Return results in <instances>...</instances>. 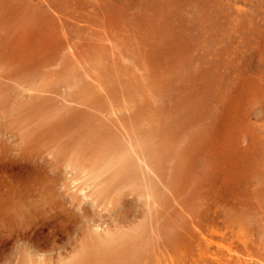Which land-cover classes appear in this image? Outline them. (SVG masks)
Wrapping results in <instances>:
<instances>
[{
	"label": "rangeland",
	"instance_id": "obj_1",
	"mask_svg": "<svg viewBox=\"0 0 264 264\" xmlns=\"http://www.w3.org/2000/svg\"><path fill=\"white\" fill-rule=\"evenodd\" d=\"M2 1L0 84L19 81L12 39L55 27L67 48L60 105L117 66L132 98L111 118L148 107L146 131L169 127L174 151L152 166L149 185L142 175L124 180L117 174L130 162L102 158L111 137L78 127L52 142L34 113L0 106L5 161L35 159L43 189L22 224L0 217V264H264V0ZM136 227L146 231L125 235L118 253L94 254L95 232Z\"/></svg>",
	"mask_w": 264,
	"mask_h": 264
},
{
	"label": "bare ground",
	"instance_id": "obj_2",
	"mask_svg": "<svg viewBox=\"0 0 264 264\" xmlns=\"http://www.w3.org/2000/svg\"><path fill=\"white\" fill-rule=\"evenodd\" d=\"M2 2L5 7V2H7V0ZM6 8L7 7H5V9ZM2 14V16L6 18L4 11ZM1 19L3 20V17ZM21 25L22 24H20V26ZM52 28L54 33L51 32V34L44 38L41 37L42 39L35 35L27 37L26 33L25 36H20L17 31L19 38L12 39V46H10V49L11 52L15 54L16 58L19 57L18 59L21 62L20 68L16 69L19 81H14L13 84L15 83V85L9 84L8 82H2V84H0V106H2L3 109H8L11 113L22 108L34 113L37 117V122L40 123L42 127L48 126L44 133L52 137V142L56 141L55 139L58 137L60 131L63 133L65 132L66 135L67 132L71 133L73 129L78 127L85 128L90 132L93 135V140L97 138L96 140L108 141L111 137L113 139L111 141L112 143L106 148L102 158L106 157L108 162L113 161L118 163V165L130 162L128 167L120 165L122 166V168L120 167L121 169H119V171L121 170V175L117 174V176L125 180L128 177H139V175H142L147 178L146 181L149 185V182L153 181V178H151L152 172H154L152 166L161 162L162 159L164 160L166 156L169 157L174 151L171 145L168 144L170 141V138H167L169 127L168 129H162V126L159 124L156 129H151L152 132H147L146 126L149 123L148 119L150 117V114L147 112L148 107L140 108L137 106L139 109L135 112L136 115H134V117L129 118L124 116L123 118H116L117 120L111 118L112 115L116 116L117 111L115 112V106L118 105L122 99L128 98L132 91L129 87L130 85L127 86L122 82L121 77L124 74L122 73V69H119L117 66H113L112 72L108 68L109 70H107L105 75L106 79L104 81H99V85L95 83L99 87L95 88L91 84L83 82L82 88H80L77 94L71 96L70 100L65 99L67 105H65V103L60 105L61 101H59L58 98L62 97V95H60L58 91V66L62 52H67V48L65 49V47L59 46L55 27ZM22 30L24 29L22 28ZM96 71L97 70H95V72ZM9 78L6 77L5 80ZM129 98L132 97L130 96ZM132 102L133 101H126V103ZM163 125L166 126V124ZM27 126H29V124ZM34 129L35 128H32L31 131L28 130L26 134H24V137L30 136V134L35 131ZM116 132H120L119 135H116ZM158 136L160 137L159 139ZM135 148H140L142 150V155L138 154L137 159L131 156L132 153L136 152L134 150ZM49 156H54V154L49 152ZM5 160L6 156L3 151L0 150V175L3 178L2 181L0 180V217L3 219L7 213H11V215L17 214L20 218L19 222L22 224V221L25 219H22L24 214L32 210L31 205L36 208L38 205L37 203H39L38 201L41 199V190H43L41 189L42 178L40 179L41 175H39L37 161L33 158L22 154V156H18L16 160L11 161L12 163H10V161L8 163ZM143 167L148 168L146 174V169ZM149 187V194L153 192L156 193L155 184ZM84 192L85 189L81 190V193ZM30 199L31 203L28 201ZM6 223L7 221L4 220V224ZM24 224H26V221ZM9 226L12 227L11 224H9ZM137 228L138 227L132 229L130 234L118 232L115 235H110L106 230L95 232L96 234L90 236L92 245L97 247V249H95L93 246L95 249L94 254L96 256H110L111 254L114 255L118 253L120 251V241H122L125 235H128V237L132 239L134 236H140V234H144L143 231H146L143 230V228V231L139 232ZM96 230L98 231L99 229ZM39 263L45 264L46 261L44 262L43 259H40Z\"/></svg>",
	"mask_w": 264,
	"mask_h": 264
}]
</instances>
